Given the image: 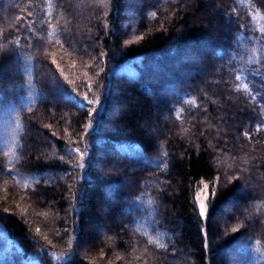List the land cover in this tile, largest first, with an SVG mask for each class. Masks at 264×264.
<instances>
[{"label":"trees","instance_id":"16d2710c","mask_svg":"<svg viewBox=\"0 0 264 264\" xmlns=\"http://www.w3.org/2000/svg\"><path fill=\"white\" fill-rule=\"evenodd\" d=\"M173 263L264 264V0H0V264Z\"/></svg>","mask_w":264,"mask_h":264},{"label":"snow or ice","instance_id":"6c2138e0","mask_svg":"<svg viewBox=\"0 0 264 264\" xmlns=\"http://www.w3.org/2000/svg\"><path fill=\"white\" fill-rule=\"evenodd\" d=\"M152 15L155 16V13H152ZM53 63H55V60H53ZM237 79H239V77H237ZM94 111H95V109L90 110L89 114L91 115L92 112H94ZM245 135H247V133H245ZM196 199H197V202L199 204L200 216L206 218L208 209H207V206H206V203H205V199L202 198V194L201 193H197ZM235 230L236 229H233V231H235Z\"/></svg>","mask_w":264,"mask_h":264},{"label":"rangeland","instance_id":"374dc122","mask_svg":"<svg viewBox=\"0 0 264 264\" xmlns=\"http://www.w3.org/2000/svg\"><path fill=\"white\" fill-rule=\"evenodd\" d=\"M9 69V68H8ZM198 193H201L202 194V198H206V193H207V188H206V185L202 184L200 186V189H199V192ZM198 203V202H197ZM199 205V204H198ZM173 264H180V263H173Z\"/></svg>","mask_w":264,"mask_h":264},{"label":"bare ground","instance_id":"6f19581e","mask_svg":"<svg viewBox=\"0 0 264 264\" xmlns=\"http://www.w3.org/2000/svg\"><path fill=\"white\" fill-rule=\"evenodd\" d=\"M228 33H229V31H228ZM200 51V50H199ZM188 56V55H187ZM199 56V55H198ZM188 58V57H187ZM196 58V57H195ZM148 79H149V77H147ZM148 82H149V80H148ZM152 82V81H151ZM156 83V82H155ZM154 84V83H153ZM155 95V94H154Z\"/></svg>","mask_w":264,"mask_h":264}]
</instances>
